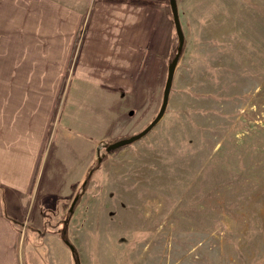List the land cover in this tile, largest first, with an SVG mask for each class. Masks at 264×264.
Returning a JSON list of instances; mask_svg holds the SVG:
<instances>
[{
  "label": "rangeland",
  "instance_id": "1",
  "mask_svg": "<svg viewBox=\"0 0 264 264\" xmlns=\"http://www.w3.org/2000/svg\"><path fill=\"white\" fill-rule=\"evenodd\" d=\"M52 1L0 0V163L30 161L48 116L52 122L31 191L54 195L34 200L42 205L37 233L61 236L70 217L67 236L80 264H264V0H177L185 47L165 114L146 135L108 153V143L144 129L161 106L178 46L169 0L161 2V39L119 111L108 118L99 101L90 123L78 121L95 135H74L75 145L95 162L104 159L71 216L84 167L80 159L68 167L76 152L59 132V109L51 120L57 80L70 77L46 69L58 65L48 62L68 43L58 30L66 34L69 24ZM51 156L62 166L50 167ZM47 169L68 177L43 188ZM21 229L19 252L28 240L41 241ZM63 259L75 263L71 254Z\"/></svg>",
  "mask_w": 264,
  "mask_h": 264
},
{
  "label": "crops",
  "instance_id": "2",
  "mask_svg": "<svg viewBox=\"0 0 264 264\" xmlns=\"http://www.w3.org/2000/svg\"><path fill=\"white\" fill-rule=\"evenodd\" d=\"M53 1L50 5L55 10L52 11H55L59 17H66L64 23L69 24L65 29L66 34L58 30L60 35L68 39V43L60 59L48 62L58 65L46 69L57 68L58 71L63 72V75L70 72V77L67 82L64 78L57 80L56 88L58 89L55 90L51 120H54L56 109H59L58 117L60 116V121L63 123L59 132L70 135L68 139L70 149L76 152L75 157L69 158L68 167H73L82 161L85 177L92 164L95 163L96 156L90 157L83 152L79 148L81 146L75 145L76 139L73 136L81 135L89 141L91 135L95 133H92L90 128L81 127L78 121L83 119L90 123L88 121H90L91 113H96L97 104L100 103L104 105L108 118L110 113L119 111L120 98L129 94L128 92L136 86L138 75L143 70L150 48L154 49L161 39V2L163 0ZM57 21L61 22V19L58 18ZM51 36L54 38L53 35ZM76 38L78 39L76 55L73 58ZM26 67L27 64L17 66L14 70H27L28 67ZM92 92L97 96L87 95ZM114 97L116 99L113 101ZM115 102H117L116 106ZM51 123L48 116L45 132H43L44 138L40 145L37 143L31 150L30 161L27 158L19 163L14 158L12 165L6 163L8 165L6 171L1 170V167L6 164L0 163V264H22L24 261L26 264H64L65 256L69 261L70 254L73 258L72 251L66 248V245L69 246L68 243L57 232L51 231L43 234L39 231L37 233L40 230L38 226H42L43 223L42 205L40 203L35 205L34 200L54 195L50 194L49 190L42 193L31 191L40 174ZM87 143L85 142V146ZM36 149H38L37 152ZM33 157L36 159L32 160ZM57 159L60 162L59 156L48 158L49 166H62L61 163L55 164ZM47 170L48 180L46 177L42 184L43 188L52 187V183L57 182L56 178L59 176V181H63L66 175L68 177V173H61L57 169ZM83 176L81 175L82 178ZM81 177H76L75 182ZM22 224L28 226L33 232L35 230L38 237L42 236V239L37 243L32 239L28 240L27 243L22 244L20 253ZM37 227L38 229H35ZM35 237L36 235L33 236Z\"/></svg>",
  "mask_w": 264,
  "mask_h": 264
},
{
  "label": "water",
  "instance_id": "3",
  "mask_svg": "<svg viewBox=\"0 0 264 264\" xmlns=\"http://www.w3.org/2000/svg\"><path fill=\"white\" fill-rule=\"evenodd\" d=\"M170 3V7H171V11H172V15H173V20H174V24H175V28H176V32L178 35V40H179V44H178V51L176 52V54L174 55L173 59L169 62L168 65V72H167V77H166V82H165V86H164V90H163V99H162V103L161 106L159 108L158 113L156 114V116L154 117V119L141 131L132 134L131 136H127V137H123L119 140H116L112 143L108 144L107 149L108 150H113L116 148H120L130 142H133L141 137H143L144 135H146L164 116L168 102H169V98H170V92H171V88H172V84H173V80H174V75H175V70L177 67V64L180 60V51L184 45L185 42V36H184V32H183V28H182V24H181V20H180V15H179V9H178V2L177 0H169ZM98 151V155L100 154V148H97ZM99 159H101L99 157ZM79 198V194H77L74 198V201L72 203L71 206V212H73L74 210V205L76 203V201ZM66 243H68V245L72 248L73 244H70L69 241H66Z\"/></svg>",
  "mask_w": 264,
  "mask_h": 264
},
{
  "label": "trees",
  "instance_id": "4",
  "mask_svg": "<svg viewBox=\"0 0 264 264\" xmlns=\"http://www.w3.org/2000/svg\"><path fill=\"white\" fill-rule=\"evenodd\" d=\"M177 33V32H176ZM178 36V35H177ZM77 41H78V39L76 38V40H75V43H74V46H73V50L76 48V46H77ZM178 44H179V40H178ZM184 47H185V42H184V45H183V47H182V49H181V51H180V57L182 56V53H183V50H184ZM177 48H178V46H177ZM178 51V49H176V52ZM176 52H175V54H176ZM174 54V55H175ZM174 57V56H173ZM173 57H172V59H173ZM171 59V60H172ZM121 138H123V137H119V138H117L116 140H119V139H121ZM116 140H114V141H116ZM114 141H112V142H114ZM112 142H110V143H112ZM109 144V143H108ZM118 148H116V149H113V150H108L107 149V152L108 153H112V152H114L115 150H117ZM101 159H97V162H95L94 164H92V166L90 167V169H89V171L87 172V174L85 175V177H84V179H83V182H82V184H81V192H78L77 194H79V198H78V200L76 201V203H75V205H74V209H75V207H76V204L78 203V201L81 199V196H82V193L85 191V189L87 188V185H88V183H89V181H90V179H91V177H92V175H93V173H94V171H95V169L98 167V165L103 161V159H104V156H99ZM69 213H70V216L72 215V213L73 212H71V211H69ZM70 218V217H69ZM69 218H66L65 220H64V223L66 224L65 225V227H63V229H61V231H60V234H61V237L65 240V241H69V243L70 244H72L71 242H70V240L68 239V236H67V225H68V223H69V221H70V219ZM72 249V255H73V258H74V264H80V256H79V252H78V249L76 248V246H74L73 245V247L71 248Z\"/></svg>",
  "mask_w": 264,
  "mask_h": 264
}]
</instances>
